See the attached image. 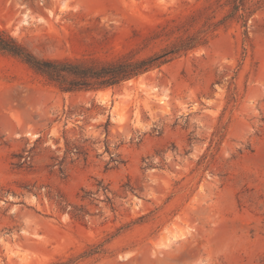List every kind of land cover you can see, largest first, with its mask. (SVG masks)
<instances>
[{
    "label": "rangeland",
    "instance_id": "obj_1",
    "mask_svg": "<svg viewBox=\"0 0 264 264\" xmlns=\"http://www.w3.org/2000/svg\"><path fill=\"white\" fill-rule=\"evenodd\" d=\"M211 1L0 0V30L40 57L145 56ZM208 36L72 92L0 51V264H264V9Z\"/></svg>",
    "mask_w": 264,
    "mask_h": 264
},
{
    "label": "trees",
    "instance_id": "obj_2",
    "mask_svg": "<svg viewBox=\"0 0 264 264\" xmlns=\"http://www.w3.org/2000/svg\"><path fill=\"white\" fill-rule=\"evenodd\" d=\"M264 9V0H213L189 14L185 22L171 27V32L181 30L185 25L204 17L202 28L195 33L178 34L160 50L145 56H139L135 50L120 54L112 59L98 57H40L29 51L20 41L4 30H0V51L21 58L45 80L61 91L99 90L116 87L123 82L137 78L152 70L161 69L175 58L209 40L214 33L230 21H241L248 27V21L257 12ZM221 10L222 15L217 16ZM79 150L68 142V152ZM76 218H84L86 211L82 205H73L70 211ZM91 252L81 255L86 256ZM77 258H70L56 264H73Z\"/></svg>",
    "mask_w": 264,
    "mask_h": 264
}]
</instances>
